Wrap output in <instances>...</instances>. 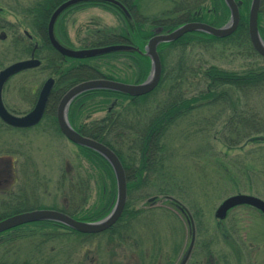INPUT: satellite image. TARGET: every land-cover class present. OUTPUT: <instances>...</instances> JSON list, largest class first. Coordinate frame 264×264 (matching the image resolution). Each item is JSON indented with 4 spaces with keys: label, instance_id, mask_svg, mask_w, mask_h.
I'll list each match as a JSON object with an SVG mask.
<instances>
[{
    "label": "rangeland",
    "instance_id": "374dc122",
    "mask_svg": "<svg viewBox=\"0 0 264 264\" xmlns=\"http://www.w3.org/2000/svg\"><path fill=\"white\" fill-rule=\"evenodd\" d=\"M35 1L0 0V34H6V38L0 37V69L14 61L28 58V55L21 56L19 52L21 46L18 43L13 44V37L18 34L25 36L24 30L34 32L30 25L28 8ZM132 1L139 6L140 19L145 17L168 19L172 17L169 14L181 0ZM259 19L260 25L264 27L263 15ZM123 23V18L118 12L95 4L73 9L62 20L75 45L88 34L122 31ZM192 41L182 50L177 47L165 52L164 61L168 75L181 76L177 72L181 67L184 69L186 62L187 66L195 70L194 76L190 75L188 79L183 77L182 84L180 83L182 88L179 91L186 97L193 95L201 97L196 107L180 117L164 137V163L167 169L165 171L178 182V187L183 189L182 198L189 196L186 197L188 200L181 201L190 206L191 212L196 214L194 218L198 232L194 251L197 257L199 251H205L213 252L220 257H223V254L227 255L229 260L226 264H264V215L261 212L242 205L232 209L224 220L219 221L215 218L216 207L230 195L245 193L264 199V134L258 136V140L250 141L244 137L242 127H238L239 130L235 125L231 130L226 127L228 118L234 114L233 111L236 112L242 107L247 108L248 112L256 113L260 120H264V89L247 95L239 94L224 85L223 89L230 91L226 99L221 98L219 102L202 98V94L207 90L203 71L208 67L213 65L221 70L243 74L248 70L264 67V58L252 55L239 36L214 41ZM106 61L113 65L114 60H105L103 57L89 62L93 65H103ZM115 64L121 69V78L126 76L125 79L129 82L137 80L135 77L137 67L132 60L121 58L120 62L115 61ZM46 74L48 73L39 68L29 69L14 76L7 83L3 90V99L11 111L25 112L33 107L34 103L30 98L32 88L39 87ZM23 82L25 85H22ZM171 84L167 83V86L150 97L147 105L151 112L159 101L166 100ZM45 129L44 124L31 130L13 129L0 119V163L13 169L16 179L6 188L5 193H0V213L8 210L1 206L2 200L10 202L13 199L22 202L28 199L26 203L36 208L63 206L68 189L63 182L69 183L71 180L83 178L70 176L68 180L69 177L63 174L71 169H75L77 176L78 173L88 174L85 180L91 181V189L86 194L84 203L86 206L95 207L94 210L100 209L103 200L107 201L110 195L108 186L113 185V174L112 177L107 173L102 174L98 169L99 165L93 162L91 156L85 158L78 146L52 135ZM229 139L235 140L232 142L233 145H228L231 144L227 142ZM24 165L29 171L27 177L22 171ZM29 165L33 166L28 167ZM151 179L154 184L150 185L152 187L150 190L154 191L158 179L157 176H152ZM77 180L73 183H77ZM105 187L107 190L103 191ZM150 193L152 194L149 196L145 194L144 198H138L139 196L134 194L136 203L132 204V207L140 209V213L135 215L137 219L134 226L137 227V232H142L143 236L148 238H144L145 242L154 241L161 246L164 244L163 240L167 241L168 238L167 251L154 250L153 255L161 252L164 255L169 254L174 259L173 252L183 251L189 243L190 226L187 219L167 201H158L154 207L151 205L155 209L146 210L149 207L148 199L156 194ZM78 200L82 201L81 198ZM218 222L222 226L216 228ZM10 230L0 235L1 240L6 239L8 233L11 237L16 235L17 238H14L15 241L12 243L1 245L0 251L10 249L11 254L19 256L21 261L28 260L35 264L42 259H49L56 264H76L79 254L83 255L86 252L80 251L75 255L76 251H50L52 246L59 249L72 247V243L79 241V238L60 236L50 239L47 234L51 231L49 227L31 223ZM143 247L148 245L144 244ZM233 248L255 251L256 260L247 261L245 257L240 259V255H231L228 249ZM110 253L109 256V252L106 251L107 262L112 257V251Z\"/></svg>",
    "mask_w": 264,
    "mask_h": 264
},
{
    "label": "flooded vegetation",
    "instance_id": "af4514ba",
    "mask_svg": "<svg viewBox=\"0 0 264 264\" xmlns=\"http://www.w3.org/2000/svg\"><path fill=\"white\" fill-rule=\"evenodd\" d=\"M66 1V0H64ZM63 1V2H64ZM121 1V0H119ZM238 5L239 9L241 11V6L243 5L242 0H235ZM62 2V3H63ZM122 2V1H121ZM123 3V2H122ZM61 4V3H60ZM124 4V3H123ZM84 5H87L85 3H79L74 4L67 9H65L57 18V21L54 26V35L56 39L63 45L74 48V49H88V48H94V47H101V46H107V45H115V44H128L131 46H134L136 48H139L141 46L142 41L137 40H128L131 36V33L135 31V24H133L131 27H127L126 33L123 34L122 31H116L112 33H98L97 35L92 33L91 35L88 34L86 37L83 38V40L79 39V43L75 45L74 40L70 38L69 33L67 31L66 25L62 24V20L66 16V14L76 8L82 7ZM59 6V5H58ZM57 6V7H58ZM103 6V5H102ZM56 7V8H57ZM214 10L212 7L210 8V11L212 12ZM131 15H133L134 20L138 21L139 15V9L137 10V15H135L134 12L129 11ZM120 13V12H119ZM118 13V15H120ZM145 17V16H144ZM146 18V17H145ZM144 18V19H145ZM133 20V21H134ZM165 22V19L162 17H158L156 19L155 25L152 24L150 30H152L153 35L158 33H166L171 31L169 28L165 29V26L163 25ZM163 23V24H162ZM150 26V25H149ZM25 31V30H24ZM46 35L48 42L52 49L57 53L55 56L56 63L60 62V65L56 67H60L61 65L64 66L65 70L62 69V71H58V68L52 69L50 73L46 74V77L42 83H40L39 87L32 88V95H30L31 100H33V107L25 112H13L10 110L8 105L5 104V106L11 111L12 113L16 115H25L29 111H31L34 106L36 105V102L38 100L39 92L46 82L47 79H52V87L51 91L47 100V104L43 113V116L41 120L36 123L33 126L29 127H11L7 125L8 127H11L13 129H19V130H31L34 128H39L40 125L44 124L46 126L45 130L50 131L52 135H56L57 137H60L67 142H70L72 144H75L71 139H69L61 130L60 124H59V118H58V109L60 102L64 95L75 85L86 81L90 79H108V80H114V81H122L120 74L121 69L117 68V65L115 64V61L120 62L121 56L117 57H103L102 55L93 56V57H85V58H76L71 57L62 54L59 50H57L51 43L49 38V31H48V25L46 30ZM4 34L6 38L5 33ZM0 34V37H1ZM19 35V34H18ZM24 35L34 43V49L39 48L41 39L40 37L35 34L34 32L26 33L24 32ZM42 35V34H41ZM152 35V36H153ZM151 36V37H152ZM99 39L100 42L95 44H91L92 38ZM134 37V36H133ZM150 37V38H151ZM149 38V39H150ZM148 39V41H149ZM14 40V38H13ZM110 54V53H107ZM34 55L36 58H39L41 60V63H43V59L39 57L35 51H32L31 54L28 56L31 57ZM105 55V54H103ZM112 59L113 65L111 62H104L103 65L97 64L93 65L90 64V60L96 59V58H102ZM109 69L111 71H109ZM19 72L15 74L14 76L23 73ZM12 76L6 83L5 86H7V83L14 77ZM143 81V80H141ZM141 81H135V82H128V83H140ZM127 82V81H123ZM22 85H25L23 82ZM4 86V88H5ZM3 88V90H4ZM28 92H26L27 96ZM34 94H37V98ZM123 93L120 91L112 90V89H92L87 90L76 96L72 102L68 106L67 110V118L71 126L81 135L93 138L103 144H116L117 149H122V151L128 150V145L126 143H133L135 145L134 149L130 151H126L122 155H119L114 151L119 159L122 162L124 172L126 177L129 175H137L138 173L143 174H150L152 172V157H149V162L147 159V162L143 168L142 158L140 156L139 152H136L137 148V140H139V137L137 136L140 131L145 130L147 126V122L143 120V117L147 115L148 106L147 104L143 105L142 103L138 104H132V105H122L121 99ZM91 95H107V96H101V97H107L109 99V102L105 105H97L93 104L92 100L94 97H91ZM25 96V99L27 97ZM132 97H140V96H132ZM5 103V102H4ZM132 109V112H137L136 114H133L134 119L125 121L122 119V109ZM137 118V119H135ZM143 120V121H142ZM132 135V136H131ZM152 135V133H151ZM152 137L150 138L149 142L151 141ZM111 148V147H110ZM112 149V148H111ZM129 152V153H128ZM149 154V153H148ZM86 158V156L84 155ZM102 158L107 162L108 165L99 164L98 169L101 170L102 174H109V175H115V171L111 164L108 162V160L102 156ZM33 165H29L28 167H32ZM26 167L22 168V171L25 172V176H29L28 169H25ZM142 169V170H141ZM64 176H68V180L70 179V176L72 177H81L79 178L82 182L73 183L71 180L69 183L63 182L65 184V187H67V193L65 195V199L63 200L64 205L63 206H54L50 205L49 207H38L34 209H54L61 211L65 214H68L69 216L81 220L80 213H86L87 215H94L92 220L87 221H94L99 220L103 218L105 215L109 213L111 208L113 207V203L115 202L117 198V191L118 187L117 184H111L108 187L110 188L109 191H114L115 194L112 197V201H110V209L107 212L106 210V201L105 199L102 202L101 208L94 210L95 207L86 206L85 205V197L86 194H88V191L91 189V181L85 180V176L88 174H82L78 173L75 174V169L66 170ZM15 171L13 169L9 168L8 166H3V163H0V193H5L6 188L14 181L15 179ZM70 173V174H69ZM74 175V176H73ZM63 176V179H64ZM27 179V178H26ZM67 179V177L65 178ZM9 180V181H8ZM67 180V181H68ZM63 186V185H62ZM107 187V186H106ZM103 189V191H106L107 188ZM128 186H127V200L126 204L124 206L123 212L121 216L118 218V220L107 230H104L102 232L97 233H84L79 232L75 230H70L67 228L62 229L63 231H59L61 233V236H72L75 237V239L79 238V241H74L72 243V247H67L65 249H59L55 247H51L50 251H76L75 255L79 254L80 251H86L83 253V255L79 254L78 263L75 262V259L73 258V261L76 264H181L184 260L187 249L191 243V235L189 239V243L186 246V248L183 249V251H174L173 256L174 259L169 256V254L164 255L161 252H156L153 255V251H161L166 250L168 246V238L167 241L163 240V243L161 246L154 241H151V243L145 242L144 238L148 239L146 236H143L142 232H137V227L134 226L136 223V214H131V211H129V205L135 204L136 201H133L130 203L129 197H128ZM104 197H106L104 195ZM168 195H157L156 198L148 202V206L146 210H153L155 208L154 205L158 201H167L169 205L171 204L172 207H174L180 214L185 217V211L184 207H182V201H175L174 199L169 198ZM78 198H83L84 202L81 204L78 200ZM28 201V199H25ZM3 201V200H2ZM21 202V201H20ZM82 202V201H81ZM129 204V205H128ZM151 205L153 207H151ZM32 210V209H31ZM137 210L133 208V212H137ZM144 212V210L142 211ZM230 212V211H229ZM125 213V214H124ZM56 223V222H54ZM29 224V223H27ZM218 224V226H217ZM216 224L217 227H221V223L218 222ZM26 225V224H24ZM56 225H59L57 223ZM65 226V225H64ZM67 227V226H66ZM195 227L197 228V223L195 221ZM180 228V226H179ZM228 229V228H227ZM229 230V229H228ZM234 231V230H233ZM231 232V231H230ZM57 231L53 232L50 236V239H55ZM232 233V232H231ZM168 236V235H167ZM197 237L194 240V246L185 262V264H226V261L229 260V257L225 254H223V257H220L219 255H216L213 252H205V251H199V257H197L196 251H194V248L196 246ZM144 244L148 245V247H143ZM98 251H104L103 253H98ZM106 251L109 252V256L111 255L110 251H112V257L109 259V261H106ZM228 251L231 252V255L239 256L240 259L242 257H245L247 261H254L256 260V252L250 251L245 248H237V249H228ZM91 253H94L93 255ZM160 254V255H159ZM178 257H177V256ZM166 256V257H165ZM177 258V259H176ZM172 262V263H171ZM55 263L52 260L49 259H42L38 263L35 264H52ZM56 264V263H55Z\"/></svg>",
    "mask_w": 264,
    "mask_h": 264
},
{
    "label": "trees",
    "instance_id": "16d2710c",
    "mask_svg": "<svg viewBox=\"0 0 264 264\" xmlns=\"http://www.w3.org/2000/svg\"><path fill=\"white\" fill-rule=\"evenodd\" d=\"M63 1L64 0H36L33 3V5L28 8V13L31 17L30 25L34 30L35 34H37L41 39L39 48L34 49L33 41H30L26 36L20 34L13 37L14 38L13 44L16 45L18 43L21 46L19 48V52L21 56L22 55L29 56L32 51H35L36 54L43 59V63L39 67V69L44 70L46 73H50L51 71H53L52 69H56V68H58V71L60 70L62 71V69L65 70L64 66L62 65L60 67H56V64L58 66L60 65V62L58 63L55 62L56 61L55 56L57 55V53L50 46L46 35L48 21L53 11ZM121 1L124 3L125 7L129 11H132L135 13V15H137V10L139 9L137 3L135 4L132 0H121ZM242 2L243 5L241 6V11H240V23L234 33H232L231 35L225 38H218L205 32H189L184 34L182 37H180L174 42H166L160 44L158 47V51L162 61V76L158 86L150 93H147L140 97H132L127 94L121 95L122 105H132L138 103L149 104L150 97L152 95L160 91L162 87L167 86L166 85L167 83L169 82L172 83L169 88L170 92L168 93V97L166 98V100L162 102L159 101L155 105L153 112H151L152 111L151 108H148L147 115L143 117V120L147 122V126L145 130L140 131V133L137 135L139 137V140H137L138 144H137L136 152L140 153L141 158L143 156L142 158V163L144 164L143 168L147 162V159L149 162V157H152V172L150 174L138 173L137 175L127 176V186H128V195H129L128 197L130 203L136 200L135 195H138L139 196V197L137 196L138 198H144L145 194L146 196L151 195L152 193L150 192L153 193L155 192L156 193L155 195H170L180 200H188L186 198L189 197L188 195H186L185 199L182 198L183 189L178 187V182L174 181L172 176L167 175L165 171L167 169L164 163L165 161L164 137L167 134L169 128L180 117H182L186 112L188 113L189 111H191L196 107V103L197 101H199L201 97L199 98L197 95L186 97L182 92L179 91L180 88H182L180 83L182 84L183 77L185 79H188L190 75L194 76L195 70L192 69V67L187 66V62H186L184 64V69L181 67L177 72V74L180 73L181 76L173 77L171 76V74L168 75L166 72L165 61H164L165 52L168 49H176L177 47H179V49L182 50L186 48L188 42L189 43L193 42L192 40L214 41V40L227 39L232 36H237V37L239 36L240 39L246 43L245 45L248 47V50L251 52L252 55L263 57L254 49L249 37L248 21H249V9L251 5V0H242ZM85 4L103 5L118 13L120 12L119 14L123 18V22H124L123 23L124 29L122 31L123 34L126 33V30L128 29L127 27L129 26L131 27L133 24H135L136 26L135 31L131 33L132 37H129L128 40L130 39L132 41L134 40L142 41L141 46L139 47V49L142 52H138L135 50L116 51L102 56L103 57L121 56V58L132 60L135 66L137 67L135 72V77L137 79L136 81L144 80L150 72L151 60L147 55L143 53V51L145 45L148 42V39L153 35L152 30H150L149 28H151L152 24L155 25L156 19L158 17H147L145 19H140L139 18L140 16H138L139 20L135 21L133 15H131L130 18H128L120 9L107 2L90 1ZM211 7L214 9L212 10V12L210 11ZM176 13L177 14L180 13V14L176 15ZM262 15L264 17V0H262L261 2L259 17H262ZM169 16L172 17L168 19L162 17L163 19H165L164 24L162 23L165 26V29L169 28L171 30L177 27L178 25L189 21H201V22H207L213 26H222L229 20L230 10L227 7L224 0H181L179 5L169 14ZM259 17H258L259 31L264 39V27L260 25ZM12 25H16V24H12ZM98 42H100L98 37L91 40V44L96 45V43ZM125 78L127 79L126 76L124 78H121L122 81L129 82ZM203 78L206 83L207 90L206 93L202 94L203 95L202 98H210L211 100L214 101L219 100V102L221 101L220 100L221 98L226 99V96L230 92L228 91V89H223L224 85L228 86L229 89L231 88L236 90L239 94L242 93L247 95L252 94L254 91H260L264 89V67L248 70L243 74H239L235 72L221 70L218 67L212 65L203 71ZM101 96H107V95H91V97H94L92 103L97 105H105L109 102V99L107 97H101ZM241 103H242V99H241ZM235 107L234 110H236ZM122 113H123L122 119L127 122L129 120L134 119L133 114H136L137 112H132V109L123 108ZM233 113L234 114L228 118L229 120L226 123L227 128H230L231 130L232 129L231 127H233V125L237 126V129L238 127H242L245 132L244 137L248 138V140L250 141L258 140L257 139L258 136L264 134V120H260L256 113L248 112V109L244 107L240 108L236 112L233 111ZM151 137L152 139L149 142ZM234 141L235 140L229 139L227 142L231 144L228 145H233L232 142ZM106 145L111 147L119 155H122V153L126 154L124 153L126 151L131 152L135 147L133 143H126V145H128V150L122 151V149L116 148L117 146L116 144H106ZM78 148L80 149L83 155L91 156L94 163H97L98 165L99 164L108 165L107 162L102 158V156L95 150L85 146H78ZM113 176H114V180L111 175L112 183L116 184L115 175ZM152 176H157L158 179V183L157 184L155 183L156 186L154 185L155 186L154 191L150 190V188H152L150 187V185L154 184V182H152L151 179ZM77 182L80 183L82 181L77 180ZM147 188H149V190ZM114 194H115V190L110 191V195L105 203L107 212L110 209L109 208L110 201H112V197ZM81 199L82 202L81 201L79 202L82 204L84 202V199L83 198ZM1 206L8 210L0 213V220L8 216L17 214L19 212L36 208L28 205L26 203V200L22 202L19 201L16 202V200L13 199H11L10 202L2 201ZM128 207L130 209L129 211L132 210L131 214L140 213V210H137V212H133L132 205L131 206L129 205ZM80 214L81 215L83 214L81 219L85 221L92 220L91 217L94 216V215L89 216L83 212H81ZM192 215L194 216L196 214L192 212ZM32 223L42 227H49L51 231L47 233L48 236H51L53 232L57 231L56 233L57 235L55 238H58L62 235L61 233H59V231H63L62 229L64 228L74 230L62 224L56 225L57 223H54L52 221H38ZM9 231L11 230L2 233H6ZM2 233H0V235ZM14 238H17V236L15 235L11 237L10 233H8V237L6 239L2 238L1 240L0 237V246L6 243L14 242L15 241ZM11 253L12 252H10V249H7V251H0V264H33L28 260L21 261L19 256ZM31 258L33 257L31 256Z\"/></svg>",
    "mask_w": 264,
    "mask_h": 264
},
{
    "label": "water",
    "instance_id": "95a60500",
    "mask_svg": "<svg viewBox=\"0 0 264 264\" xmlns=\"http://www.w3.org/2000/svg\"><path fill=\"white\" fill-rule=\"evenodd\" d=\"M89 1H101L112 4L119 8L126 15V17L130 18L128 10L119 0H66L54 10L49 19L48 31L52 45L62 54L76 58L93 57L116 51L135 50L140 52L139 48L128 44H115L88 49H74L61 44L54 35V26L57 18L68 7L74 4ZM224 1L230 9V18L226 24L220 27L213 26L205 22L192 21L186 22L170 32L156 33L154 36H152L145 46L144 51V54L147 55L151 60V69L149 75L143 82L125 83L108 79H90L72 87L62 98L58 109L59 124L62 132L75 144L91 148L100 153L109 161L115 171L118 191L115 205L110 213L100 220L80 221L58 210L34 209L20 212L0 220V233L16 226L36 221H54L69 226L79 232L97 233L108 229L118 220L123 212L127 198V179L122 162L110 147L93 138L79 134L71 126L67 118L68 106L76 96L84 91L92 89H112L120 91L124 94H128L130 96H141L151 92L159 84L162 74V62L158 52V45L160 43L175 41L184 34L193 31L205 32L212 36L223 38L231 35L237 29L240 22L239 5L235 0ZM260 5L261 0L251 1L248 30L250 41L254 49L264 57V39L260 34L258 26ZM26 33H28V31H26ZM1 37L3 38L5 37V35L1 34ZM40 64V59L32 55L30 58L12 62L11 64L5 66L0 70V118L5 123L13 127H29L35 125L41 120L52 87L51 78L47 79L42 86L34 108L25 115H16L12 113L7 109L3 101V88L5 86V83L13 75L30 68L38 67ZM155 198L156 197H152L149 200L153 201ZM243 204L251 205L264 213V200L262 198L251 194L237 193L226 197L220 203L215 211V217L218 219H224L231 208ZM186 213L188 215L190 224H192V239L187 249L186 256L181 264H185L194 246L195 240V227L193 224V219L188 210H186Z\"/></svg>",
    "mask_w": 264,
    "mask_h": 264
},
{
    "label": "bare ground",
    "instance_id": "6f19581e",
    "mask_svg": "<svg viewBox=\"0 0 264 264\" xmlns=\"http://www.w3.org/2000/svg\"><path fill=\"white\" fill-rule=\"evenodd\" d=\"M115 205V203H113V205L112 206H114Z\"/></svg>",
    "mask_w": 264,
    "mask_h": 264
}]
</instances>
